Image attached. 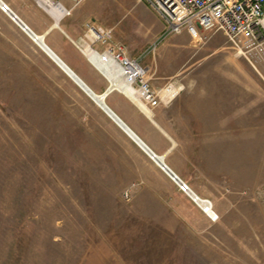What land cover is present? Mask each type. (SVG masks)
Listing matches in <instances>:
<instances>
[{"label": "rangeland", "instance_id": "obj_1", "mask_svg": "<svg viewBox=\"0 0 264 264\" xmlns=\"http://www.w3.org/2000/svg\"><path fill=\"white\" fill-rule=\"evenodd\" d=\"M2 1L37 34L53 22L35 0ZM77 8L69 21L85 42L88 23L116 37L151 31L161 19L138 0H84ZM1 14L0 264H264L262 58L203 31L196 41L171 36L169 47L185 46L145 58L161 97L149 110L173 143L122 94L105 98L155 153L174 144L165 163L211 203L215 219ZM55 34L58 50L49 36L46 43L103 92V76ZM168 85L181 88L172 99ZM17 246L28 252L11 258Z\"/></svg>", "mask_w": 264, "mask_h": 264}, {"label": "built area", "instance_id": "obj_2", "mask_svg": "<svg viewBox=\"0 0 264 264\" xmlns=\"http://www.w3.org/2000/svg\"><path fill=\"white\" fill-rule=\"evenodd\" d=\"M66 1L70 6L64 5ZM83 1L35 0L43 10L48 5L60 8L62 16L69 15L71 10ZM138 2L148 5L162 19L164 30L161 38L196 29L209 32L210 35L221 33L237 54L255 52L264 61V0H138ZM0 11L8 15L11 10L1 1ZM10 19L14 21L12 17ZM85 27L84 38L93 53L97 56L106 55L111 60L120 72L121 78L135 91L145 107L148 109L158 107L161 97L151 87L146 72L141 66L144 57L155 53L158 41L153 42L137 58H131L123 44L113 41L109 31L93 23H88ZM193 33L197 34V32ZM92 44L103 46L102 51L94 49ZM103 78L110 85L109 80L104 76ZM172 90H174L173 85H168L164 93ZM179 181L178 187L182 192L189 189L184 182ZM202 211L207 213L206 209Z\"/></svg>", "mask_w": 264, "mask_h": 264}, {"label": "bare ground", "instance_id": "obj_3", "mask_svg": "<svg viewBox=\"0 0 264 264\" xmlns=\"http://www.w3.org/2000/svg\"><path fill=\"white\" fill-rule=\"evenodd\" d=\"M44 10L48 12L51 16L53 22L51 28H57L58 22L62 15L60 8L54 7L52 5H48V7H44ZM16 23L15 21H13ZM17 24V23H16ZM18 25V24H17ZM19 26V25H18ZM20 27V26H19ZM20 29L25 32L33 41V43L39 47L42 52H44L56 65H58L64 72L69 76L72 82L131 140L133 141L138 148L144 152L149 159L160 169L162 170L171 181H173L176 185L177 181L168 173L166 169H163L162 163L173 173L175 174L165 163L164 155H158L153 152L145 142L113 111L111 107H109L105 101L106 96H108L111 92L117 91L118 93L125 96L131 103L136 106L148 119L151 120L152 113L151 111L145 107V105L140 101L138 95L133 91V89L129 86V84L121 78L120 72L116 68V66L111 62V60L106 55H99L90 51V49L86 45H81L80 50L82 54L86 57L88 62L102 74V76L106 77L109 80L110 85L104 90L100 95L95 93L80 77H74L56 58V55L52 50L46 45L43 36L33 34L28 30ZM47 47H45L44 45ZM51 51V52H50ZM54 53V54H52ZM170 92V91H169ZM168 92V93H169ZM167 94V93H166ZM173 143V142H172ZM169 152V150H168ZM176 176V174H175ZM179 180H181L178 176H176ZM181 182H183L181 180ZM189 198L200 208L206 209L207 213L210 217L216 219V215L212 210L211 203L197 196L190 188L184 192Z\"/></svg>", "mask_w": 264, "mask_h": 264}, {"label": "crops", "instance_id": "obj_4", "mask_svg": "<svg viewBox=\"0 0 264 264\" xmlns=\"http://www.w3.org/2000/svg\"><path fill=\"white\" fill-rule=\"evenodd\" d=\"M2 1V0H0ZM4 2V1H2ZM5 3V2H4ZM68 6H70V3L67 1ZM65 5V4H64ZM9 6V5H8ZM66 6V5H65ZM78 6H76L73 10H71L70 14L69 15H66V16H62L60 17V20L58 22V27L57 28H51V25L50 26H45V28H43V31L44 32L43 34H37L36 32H34L20 17L19 15H17L16 11H14L11 7L10 10L31 30L33 31L35 34L37 35H41L43 36L44 38V41H45V37L46 36H49V41L50 43L53 45L54 48L55 45H54V38L51 37V34H53L54 32L57 31V34H55V37H58L60 39H65V41H67L68 43H71L72 45L76 46L80 53L82 54L81 50H80V46L81 45H86L90 51L91 48L90 46L88 45L89 43L88 42H85L83 41V39H81V37H79V34L77 32V30H75L72 22H70L69 20L71 19V17L74 16L75 14V11H77V8ZM80 10H81V7H80ZM80 10L77 12L79 14ZM1 12V11H0ZM47 14L48 12L45 11ZM73 14V15H72ZM77 14V15H78ZM1 15H3V17L5 18V20H7V22H11V19L10 17L7 15V14H4L2 13ZM49 15V14H48ZM76 15V16H77ZM50 16V15H49ZM51 17V16H50ZM62 21V22H61ZM68 21V23L65 25L64 22ZM155 24H154V27L151 31H148L147 32H115V35L116 37L111 33L112 35V39L114 42H118V43H123V45L125 46L126 48V51H127V54L129 57L131 58H137L138 56H140L145 50H147V48L153 43V42H156L158 41V44H157V47H156V50L160 49V51H165L166 53H171L174 51V47H181L183 48L185 45L183 43H180L179 41L177 43H173V47H169L168 45L171 44V43H166V40H168L169 37H162V34H163V30H164V24L163 22L161 21V19H159V17L157 16V18H155ZM60 22H61V26H60ZM15 25H17L15 23ZM18 26V25H17ZM19 27V26H18ZM100 27V26H99ZM20 28V27H19ZM101 28V27H100ZM21 30V29H20ZM22 31V30H21ZM108 31V30H107ZM23 32V31H22ZM32 32V33H33ZM193 32H201L200 29H196L194 31H184L183 33H185L189 38L188 40L190 39V41H196L195 38H196V34H194ZM31 41L32 39L25 33L23 32ZM123 34V36H121L120 34ZM182 35V33H181ZM175 37H178L180 36L179 35H173ZM172 36V37H173ZM80 41V42H79ZM33 42V41H32ZM46 43V41H45ZM145 44L147 45L145 47ZM46 45L48 46V49L50 48L52 50V52H54L56 55V57L58 59H60V61L66 65V67H68V69H70L76 76H78L67 64L66 62L56 53V51H54V49L52 47H50L47 43ZM172 45V44H171ZM38 47V46H37ZM92 47L98 51H102L103 49V46H101L100 44H92ZM145 47V48H144ZM39 48V47H38ZM58 50V48H56ZM155 50V52H156ZM42 51V50H41ZM44 53V52H43ZM53 53V54H54ZM45 54V53H44ZM155 54V53H154ZM153 54V55H154ZM46 55V54H45ZM83 55V54H82ZM151 54H148V56H150ZM47 56V55H46ZM84 56V55H83ZM148 56L144 57L142 60H141V63L143 62V60L145 58H147ZM48 57V56H47ZM85 57V56H84ZM49 58V57H48ZM86 58V57H85ZM50 59V58H49ZM51 60V59H50ZM87 60V59H86ZM52 61V60H51ZM88 61V60H87ZM53 62V61H52ZM54 63V62H53ZM55 64V63H54ZM56 65V64H55ZM68 78L69 76L64 72V70H62V68H60L58 65H56ZM142 66V65H141ZM143 67V66H142ZM95 69V67H93ZM146 74H147V69L145 67H143ZM96 70V69H95ZM98 72V70H96ZM100 73V72H99ZM79 77V76H78ZM81 78V77H80ZM70 79V78H69ZM149 79V78H148ZM71 80V79H70ZM72 81V80H71ZM87 84V83H86ZM156 83H151L150 82V85L151 87L154 89V86H155ZM181 88L179 87L178 89H175V90H172L170 91L169 93H167V95L169 96L170 99L174 98L177 94H178V91L180 90ZM103 90V89H102ZM102 90H98L97 92L94 91L95 93L97 94H101L103 93ZM112 93V92H111ZM110 93V94H111ZM166 94V93H165ZM107 97V96H106ZM152 113V112H151ZM143 114V113H142ZM144 115V114H143ZM163 136H165L169 141L174 142L170 136L166 133V131L154 120L153 118V115L151 117V120H148ZM133 142V141H132ZM134 143V142H133ZM135 144V143H134ZM146 144V143H145ZM136 145V144H135ZM147 145V144H146ZM137 146V145H136ZM148 146V145H147ZM138 147V146H137ZM149 147V146H148ZM174 147V144L171 145L170 148H168L164 154V161H165V157L168 156L172 150V148ZM150 148V147H149ZM151 149V148H150ZM152 150V149H151ZM169 150V152H168ZM153 151V150H152ZM154 152V151H153ZM144 153V152H143ZM145 154V153H144ZM157 154V153H156ZM167 165V164H166ZM168 166V165H167ZM169 167V166H168ZM170 168V167H169ZM171 169V168H170ZM172 170V169H171ZM173 171V170H172ZM174 172V171H173ZM175 173V172H174ZM176 174V173H175ZM176 176H178L176 174ZM179 177V176H178ZM180 178V177H179ZM193 191V190H192ZM194 192V191H193Z\"/></svg>", "mask_w": 264, "mask_h": 264}, {"label": "water", "instance_id": "obj_5", "mask_svg": "<svg viewBox=\"0 0 264 264\" xmlns=\"http://www.w3.org/2000/svg\"><path fill=\"white\" fill-rule=\"evenodd\" d=\"M1 2V1H0ZM8 15L10 16V17H12L13 18V20L20 26V27H23V29H25V30H28L29 32H31L32 33V31L12 12V11H9L8 12ZM33 34V33H32ZM44 45V44H43ZM45 46V45H44ZM46 47V46H45ZM47 48V47H46ZM48 49V48H47ZM49 50V49H48ZM51 52V51H50ZM53 54V53H52ZM55 56V55H54ZM55 58L74 76V77H76V75L70 70V69H68V67H66V65H64L61 61H60V59H58L56 56H55ZM162 168L163 169H166L167 171H168V173L177 181V184H180V181H179V179L175 176V174H173L163 163H162Z\"/></svg>", "mask_w": 264, "mask_h": 264}, {"label": "trees", "instance_id": "obj_6", "mask_svg": "<svg viewBox=\"0 0 264 264\" xmlns=\"http://www.w3.org/2000/svg\"><path fill=\"white\" fill-rule=\"evenodd\" d=\"M38 183L37 184H35V187H38ZM20 202V201H19ZM12 252V255H11V258H13L14 256H17V257H22V256H24V255H26L27 254V252H28V250H27V248H25V247H23V246H17V249L15 250V251H11ZM16 257V258H17ZM15 258V259H16ZM8 264H15L14 263V259L13 260H11Z\"/></svg>", "mask_w": 264, "mask_h": 264}]
</instances>
